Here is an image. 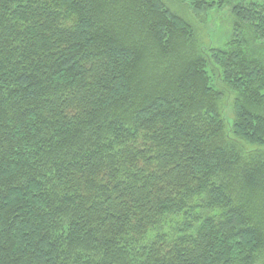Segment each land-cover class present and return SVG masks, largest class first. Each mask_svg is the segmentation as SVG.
I'll return each mask as SVG.
<instances>
[{
	"label": "trees",
	"instance_id": "16d2710c",
	"mask_svg": "<svg viewBox=\"0 0 264 264\" xmlns=\"http://www.w3.org/2000/svg\"><path fill=\"white\" fill-rule=\"evenodd\" d=\"M178 1L224 45L162 0H0V264H258L264 0Z\"/></svg>",
	"mask_w": 264,
	"mask_h": 264
},
{
	"label": "rangeland",
	"instance_id": "374dc122",
	"mask_svg": "<svg viewBox=\"0 0 264 264\" xmlns=\"http://www.w3.org/2000/svg\"><path fill=\"white\" fill-rule=\"evenodd\" d=\"M165 7L171 11L176 16L183 19L186 23H188L191 27L193 41L196 48L200 50L206 51L209 46H216L221 47L230 37V19L227 17V9L222 8H214L211 11H208L206 14L195 13L191 10L186 3H182L178 0H162ZM208 71L210 68H207ZM215 76L212 75V84L215 83ZM219 86V90L224 92L219 107L222 111L223 119L225 120V127L227 130L231 131L233 127V120H234V111H233V104H234V95L233 93L226 94V90L224 91L220 87H224L223 84L220 82L217 84ZM225 88V87H224ZM264 115V112H262ZM231 134V132H229ZM230 143V142H228ZM230 145V144H229ZM237 151L239 154L243 156V147L239 148L237 146ZM246 151L251 152L255 148L245 147ZM243 160L245 163L255 164L264 162L263 156L256 157L252 154L243 156ZM238 190V189H236ZM204 203V198H198L193 202L194 206H199L200 208L195 209L193 212L189 213V217H185L183 215L179 216H168L164 219L161 223L160 229L169 234L170 236H176L177 230L181 228L187 221H191L194 217H201L205 216V213L210 216H214L219 214V211H204L202 207ZM256 203L259 205L261 212L264 216V205L260 204V200L257 199ZM258 264H264V253L260 256Z\"/></svg>",
	"mask_w": 264,
	"mask_h": 264
}]
</instances>
